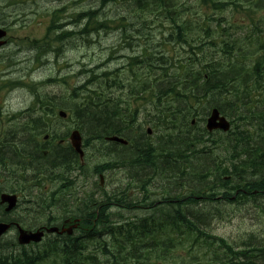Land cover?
I'll return each instance as SVG.
<instances>
[{"label": "trees", "instance_id": "obj_1", "mask_svg": "<svg viewBox=\"0 0 264 264\" xmlns=\"http://www.w3.org/2000/svg\"><path fill=\"white\" fill-rule=\"evenodd\" d=\"M171 2L172 0H153V4L151 2L150 4L155 6L149 7L157 11L165 8L167 14L170 12L172 15V13L178 11V6L169 5ZM200 2L213 11H222L229 7L221 0H200ZM240 2L241 0L238 3ZM232 5L233 8L237 7L234 4ZM251 7L246 6V13L250 11ZM260 10L263 13L247 14L249 17L247 26L249 28L247 34L242 38L226 40L224 35L221 34L218 38L208 42L212 49H216L221 54L220 58L203 56L208 63L205 65L200 60L194 62L191 58H187L182 68H180L182 70L181 79L176 82L164 84L160 80L150 81L148 78L144 79L141 76L136 77L135 81L125 84L124 80L120 78L111 81L109 74L113 75V72L98 74L97 69L96 71L92 69L87 72L89 79L86 84L84 82L78 89L81 93H90V95H82V102L80 106L74 108L75 111L72 110L70 100L65 103L67 105H63L64 108H67V111L72 110L68 113L67 119L70 122L75 119L76 128L83 131L82 133L87 139V147L98 150L100 144L103 146L106 137L122 135L126 138L125 133L128 131L139 136V138H134L137 143L135 147L127 148L129 149L128 152H126V149L114 150L107 162L104 163L107 170L110 167L112 171L119 170L128 175L127 182L123 185L125 187L123 189L118 188L119 190L115 193L105 195L102 201L105 204L91 198L75 210L76 213L83 216L86 226H94L95 229H100V226L95 223L92 225L91 220L93 217L98 216L96 223H101V254L106 257V261H101V264H112L113 261L120 264H176L178 260L175 257L177 256L179 259L180 252L176 254L175 249L183 246L182 241L186 242L187 245H185L188 248L190 259L193 260L194 264H260L257 260L264 263V256L261 255V253H264L263 244L257 246V243L248 240L249 242L234 243L235 246H232L226 239L215 236L208 231V226L215 218L205 212H213L212 208L218 207L208 203L207 208L204 207L200 211L201 213H191V210L197 207L200 202L197 198L201 197L204 198V201L210 202L214 200L216 193L222 194L224 201H229V199L231 201L232 196H237L241 205L243 198L246 200V204L250 205L252 198H257L256 193L259 194L258 197H264V6H261ZM90 12L80 15L86 17V21L84 20L86 23L84 22L82 26L83 32L81 30L78 33L80 37L90 35L85 29L87 27H95L99 30L108 28L101 21L93 23L95 21L94 13ZM171 22L180 35L175 38V41L187 44L183 37L190 23L177 24L175 20H171ZM202 30L205 31L206 36H209L207 25ZM228 31L227 29L224 32L227 33ZM73 33L77 34L76 32ZM171 39L169 38L168 41H171ZM128 45H131V43ZM157 47L155 44V47L146 49L144 52H146V59L150 60V65L147 66H150V69L156 67L160 71L167 64L156 54H152L151 50ZM142 55L144 54L142 53ZM141 56L130 58V62L127 64V69L130 72L138 64L142 65L144 62V65H146ZM158 65L159 67H157ZM212 68L215 72L211 70ZM157 75L160 76V73ZM143 80H149L150 84L143 83ZM135 82L138 83L134 84ZM93 84L96 85L95 88L88 87V85ZM114 88H118L122 93L115 92L114 95L119 94V96H111L113 94L110 95L109 92ZM147 98L152 102V110L148 114V118L150 117L153 124L151 127L156 128L161 134L155 139L154 143L147 142V133H143L142 126L135 127L139 109L134 105L140 101H146ZM83 101L86 104H83ZM203 101H207L210 107L218 109L222 115L233 119V123L237 121L234 127L235 131L232 130L228 134L221 135L216 140L211 138L214 134L207 133L203 129L201 135H191L190 131L193 127L189 125V118L192 115L196 117L198 112L197 110L196 112L190 111V105L193 102L200 103ZM40 106L46 107L45 104ZM50 106L52 108L49 109H58L49 103ZM31 124L34 126L33 132L24 130L25 132L17 139L13 138L10 144L12 150L9 146H0V169H7L4 162L8 159H21L22 161H19L24 165L22 167L24 170L21 169L20 172L23 173L27 171L29 165H33V167L40 166L37 169L42 171L43 175L37 176V183L45 177H54L67 171H75V160L72 156L74 154L69 148L50 145L48 148L50 154L46 157L39 155L41 151L45 150L47 144L42 145L35 142L36 137L50 134L52 135L51 140L59 138L60 136L55 134L52 128L54 125L46 124L44 126L43 120L41 121L38 118L32 120ZM160 126L164 129L162 130ZM208 143L212 148L207 146ZM156 146L161 148L159 152L164 151L166 157L163 161L156 159L157 156L154 155ZM209 149H220V152L222 151L225 154L224 161L226 163L220 161L223 159L215 158V156L211 157L212 152H209ZM51 151L58 155V157H55L53 154V162L48 160L52 159L50 158ZM203 153L206 154V157L199 158ZM35 155H38L40 159H44L43 164L34 160ZM33 157L34 159H32ZM66 159H69V161L67 162ZM61 163L63 166H61ZM182 164L183 166H181ZM184 164L187 166L186 168ZM52 166L54 167L52 168ZM80 168L82 167L79 165L78 169ZM133 168H135L133 172L137 177L147 176L144 182L151 180L144 186H137L144 192V197L138 202H134L126 196L127 189L129 190L134 184L133 182L137 181L129 177V171ZM143 169L146 170L142 171ZM215 170L221 174H217ZM224 171H227L225 179ZM246 178L250 179L246 180ZM15 181L18 180L15 179ZM14 186H17L16 183L8 188L0 177V191L1 189H13ZM246 193L251 197L246 199L244 196ZM154 194L159 198L164 197V199L161 203L152 201L150 205L148 201L153 199ZM56 197H63L65 200L67 198L66 194H57ZM58 198H54L50 202H42V210L53 212V207H55V213L60 216L71 213L72 211H67L66 201H58ZM234 202L236 203L235 200ZM99 207L101 209L98 211ZM142 210L144 212H141ZM134 211L141 213L135 216L139 219V225L133 222L117 225L116 222H112L113 219H122L127 215H131ZM154 213L160 216L158 220L156 219L157 215L153 216ZM221 214L222 212L219 210L217 212L218 219L223 217V214ZM254 219L264 222V212L259 213ZM90 236L91 234L87 237ZM141 237H143L144 243H141ZM73 242L75 241L63 244L64 249L61 252V257L67 261L66 264H96L94 259L88 261L81 257V247L77 242ZM238 244L241 246L239 247ZM198 246L202 248L201 259L199 258V260H197V254H195ZM59 247L55 244V249L51 248L53 250L52 254L56 255V249ZM171 253H175V256ZM45 256L38 255L36 259L11 256L8 260L0 257V264H39L46 259ZM167 259L170 261L166 262ZM186 264H192V261Z\"/></svg>", "mask_w": 264, "mask_h": 264}, {"label": "rangeland", "instance_id": "obj_2", "mask_svg": "<svg viewBox=\"0 0 264 264\" xmlns=\"http://www.w3.org/2000/svg\"><path fill=\"white\" fill-rule=\"evenodd\" d=\"M236 1L237 0H225L224 2L236 4ZM255 1L259 6H252L248 12L250 15L263 13L260 9L261 6H264V0ZM150 2L153 4V0H0V27L10 29L11 33L9 34L10 40L7 46L0 49V146H10L12 139H17L24 130L33 132L34 126L29 120L30 118L37 119L41 116V111H39V107L35 104V101H37L39 105L50 103L53 107H57L58 109L55 110V114H57L59 110L68 113L74 110V108H77V106H80L82 102L81 91H78V89L84 84L85 79L79 73L84 69L87 70L89 68L98 67L97 65L104 66V72L114 73L113 75L109 74L111 81L120 78L124 80L123 82L125 84L133 82L136 80V77L139 78L141 76H143L144 79L148 78L150 81L160 80L164 82V84H169V82H176L181 79L182 70L180 68H182L187 58H191L194 62L200 60L201 63L205 65L207 59L203 56L207 58L221 57V54L216 49H212L208 44L210 40L218 38L219 34L215 32L216 30L220 28L228 29L229 31L223 34L224 39L234 40L245 36V27L241 26L249 23L248 13H246V6L249 5L245 2L236 4V8H233V5H231L223 11H213L208 7L202 6L198 0H172L169 5L174 4L178 6V11L172 15L170 12L167 14L165 8H163L164 10L158 11L152 10L153 8L149 6L155 5H151ZM154 2L156 3V1ZM57 10H61V16L59 14L58 16L62 19L60 23H63L60 43H56L55 37H48L47 35L48 29L50 28L52 13L57 12ZM90 11H97L93 23L101 21L105 23L108 28H101L99 32H93L81 38L78 33L82 30V26L86 20L83 23H75L77 25L75 26L66 23L69 20H64L63 18H69L71 16L76 18ZM171 20H175L177 24L185 22L190 23L183 37L187 41V44L175 41V38H178L180 35L177 29L172 25ZM205 25L209 27V36H206L205 31L202 30ZM73 32L77 34L75 35ZM68 34L70 35L67 36ZM46 38H50V41H45ZM169 38H172L171 41H168ZM36 42L42 43V45H37ZM52 42H55V45L51 44ZM129 43H131V45H128ZM155 44L158 47L152 49V53L156 54L167 64V68H162V71H159L156 67L150 69V66H147L150 65V60L146 59V52L144 51L155 47ZM43 46L45 49H43ZM142 53L144 55L141 56ZM132 56H141L146 62V65H144V62L141 60L143 64L136 65L133 71L130 72L129 69H127V64H129V58H132ZM157 67H159V65ZM97 72L99 74V70H97ZM156 73H160V76ZM149 80H143L142 82L150 84ZM137 83L138 82H135L134 84ZM75 90L77 91L74 95ZM115 92H121V90L114 88L109 93L110 95L113 94L111 96H119V94L114 95ZM124 93H126V91H124ZM82 95L88 96L90 93H82ZM69 100L72 104V110L67 111V108H64L63 105H67L65 103ZM145 100L149 101L148 99ZM83 104H86V102L83 101ZM134 106L137 107V105ZM141 106L140 109L142 111L137 116L135 127L142 126L143 133L149 129L151 133L146 136L147 142L154 143L155 139L161 134L156 128L153 129L151 127L153 124L150 117L148 118V114H150L152 107L149 104L145 105V103ZM190 106V111L196 112L197 110L198 112L196 117L192 115L189 118L190 126L193 120L198 123L197 125L195 123V125L191 126L194 132H192L191 135H201L204 126H202L201 120L206 118L212 107H210L207 101L200 103L193 102ZM30 109L34 110L31 111ZM146 110V113L143 112ZM68 116L69 114H67V117ZM229 120L232 121L233 119ZM74 121L75 119H73L72 122L66 121L67 123L52 124L54 125L52 128L55 134L60 137H62L66 131H69L70 134L72 130H77L84 137L83 131L75 128ZM26 122L29 123L28 126H26ZM46 123L50 124V121H46ZM43 125L46 124L43 122ZM20 126L23 128L18 131L20 133L12 132L13 130L21 128ZM125 135L130 145L135 147L137 143L134 141V138H139V136L130 131L125 133ZM220 136L221 134L215 133L211 138L216 140ZM63 144H69L68 137ZM207 146L212 148L209 143ZM120 149L124 148L121 146V148L114 147L107 149L104 144L103 147L100 144L96 153L93 151L89 152L90 160L88 159V161L86 159L90 168L94 165L92 163H98L101 174H103L104 177L106 176L101 190H105L109 192V194L115 193L119 189L125 187L123 185L119 186L118 183L114 185L117 178L125 183L126 180L124 177H128V175L122 171L111 173L110 168L107 170L104 166L110 154H112L114 150ZM160 150L161 148L156 146L154 148V155L155 157L157 156L156 159L163 161L166 156L164 151L159 152ZM45 151L50 152L49 150ZM128 151L129 149H126V152ZM208 151L212 152V157L215 156V158L223 159L220 161L226 163V161H224L225 154L222 151L220 152V149H209ZM43 152L44 151H41L39 155L42 156ZM229 155L231 156V154ZM52 156L53 153L51 151L50 158L52 159H48L49 162H52L50 161L53 160ZM14 161L15 159H8L4 162V166L9 170L0 169V177L8 188L13 186L14 183L17 185L14 187L32 185L31 182H36L38 180V175H43L39 174L40 172L36 166L33 167V165H29L30 167H28L29 169L26 172H20V168L18 169L14 163L11 165ZM60 161L62 160L60 159ZM224 166H226V164H224ZM134 170L135 168L129 171V177L137 181H143L142 183L139 182V184L141 183L140 187L146 185L149 181L151 182V180L144 182L147 176L139 178L134 174ZM144 170L146 169L142 171ZM69 173L71 172L67 171L62 175ZM107 173L111 174L109 175ZM90 176V171L86 168L84 171L82 170L80 172V177L84 179L83 181H88ZM15 179L19 182L15 181ZM93 182L94 181H92V183ZM136 186L138 185L136 184ZM28 190L32 192V194H29L30 198H33V189ZM58 194H66L67 198L65 201L67 204V211L75 212V210H77L75 207L79 202L77 200L81 198L80 194H77L73 190H64ZM97 195V198L99 200L101 199L100 202H102L105 194L100 192ZM137 195L135 199L136 202L144 197V195H141L139 192H137ZM126 196L129 197L128 189ZM235 197L236 196H234V198ZM245 197L246 199L248 198V196ZM39 198L42 202H46L44 200L46 198L45 195L40 194ZM162 200V198L154 194L153 199L150 201V205L152 201L159 202ZM234 200L237 204H240V201ZM257 201L258 208H264V197L258 198ZM102 203L105 204V202ZM208 203H203V205L194 207L191 213H201L200 211L203 210L204 207L207 208ZM241 203L246 205L241 209H234L231 205L229 206L228 203H223V201L211 203L218 208H212L214 211H206V214L212 215L216 219L218 218L217 212L219 210L223 215L227 212H229V214L220 221H212L207 228L208 231L215 236L226 239L229 243H239L251 238L252 241L257 240L255 241L258 242L257 246L264 245V222L254 219L258 215V210L255 209L254 211V209H252L254 206L246 204L245 199H243ZM230 207L237 211L234 216ZM36 208L39 209V207ZM100 209L101 207L98 208V211ZM47 212L55 213L51 210H41V218L36 215L37 222L39 223L40 221L41 225H44V223H55L58 218L61 217L60 215L58 217L52 215L47 216ZM134 212L126 217H133L134 215L137 216L141 214ZM141 212H144V210ZM27 217L29 216L25 218ZM12 238V234L7 235L5 239L4 237L2 238L0 243V245L2 244L0 247V252L2 254H6L9 251L5 243L12 241ZM182 244L183 246H179L175 249L176 254L180 252V258L178 259L177 256L175 257L176 260H178L176 264H186L189 261H192V264H194L193 260L190 259L186 242L182 241ZM41 247L42 245L39 246L38 249H41ZM201 247L198 246L197 253H195L198 256L197 260H199V258L201 259ZM12 251L16 254L21 253L19 247H15ZM27 251H30V249L28 248ZM172 254L175 256V253H171V255ZM261 254L263 255L264 253ZM169 261V259L166 260V262ZM257 262L264 264L261 263L260 260H257Z\"/></svg>", "mask_w": 264, "mask_h": 264}, {"label": "bare ground", "instance_id": "obj_3", "mask_svg": "<svg viewBox=\"0 0 264 264\" xmlns=\"http://www.w3.org/2000/svg\"><path fill=\"white\" fill-rule=\"evenodd\" d=\"M173 14V13H172ZM88 21V20H87ZM64 27H67V26H64ZM82 32H83V30H82ZM84 34H86V33H84ZM83 34V35H84ZM87 35V34H86ZM80 36V35H79ZM82 37H84V36H82ZM81 37V38H82ZM67 38H69V37H67ZM140 54V53H139ZM153 54V53H152ZM122 58V57H121ZM216 59V58H215ZM205 60V59H204ZM219 61V60H218ZM208 64V63H207ZM211 65H213V64H211ZM210 65V66H211ZM202 66V65H201ZM216 67V66H215ZM211 68V67H210ZM217 68V67H216ZM215 68V69H216ZM220 68V67H219ZM98 69V68H97ZM195 69V68H194ZM202 69V68H201ZM206 69V68H205ZM218 69V68H217ZM211 70H213V68L211 69ZM221 70V69H220ZM219 70V71H220ZM95 71H96V69H95ZM193 72H194V70H192ZM214 71V70H213ZM217 71V70H216ZM238 71V70H237ZM198 72V71H197ZM209 72V71H208ZM215 72V71H214ZM195 73V72H194ZM206 73V72H205ZM209 73H211V72H209ZM218 73V72H217ZM191 74V73H190ZM202 75V74H201ZM210 75V74H209ZM243 75V74H242ZM230 76V75H229ZM169 77V76H168ZM211 77V76H210ZM169 78H171V77H169ZM193 78H195V77H193ZM190 79H191V75H190ZM175 80V79H174ZM167 81V80H166ZM171 81V80H170ZM200 82V81H199ZM201 82H203V81H201ZM230 82V81H229ZM197 83V82H196ZM175 86V85H174ZM176 87V86H175ZM224 87V86H223ZM218 89V88H217ZM221 90H222V88H221ZM213 91H214V89H213ZM224 93V92H223ZM214 94V93H213ZM221 95V94H220ZM210 99V98H209ZM220 99V98H219ZM180 100V99H179ZM178 102V101H177ZM216 103V102H215ZM121 105V104H120ZM60 111V110H59ZM230 111V110H229ZM188 112V111H187ZM184 114V113H183ZM191 114V113H190ZM187 115V114H186ZM153 116V115H152ZM34 119H36V118H34ZM34 119H32V118H30V123H31V121L32 120H34ZM243 120H244V118H243ZM21 121V120H20ZM28 121V122H29ZM66 121H68V119L66 118ZM28 122H26V126H28L29 125V123ZM237 122V121H236ZM235 122V123H236ZM18 124V123H17ZM15 125V124H14ZM52 125V124H51ZM45 126V125H44ZM21 128H19V129H17V130H13L12 132H18V131H20V130H22L23 128H22V126H20ZM161 127V126H160ZM75 128H76V126H75ZM40 129V128H39ZM164 128L162 127V130H163ZM138 130V129H137ZM235 131V130H234ZM25 132V131H24ZM27 132V131H26ZM185 132H187V131H185ZM193 131H190V134L192 133ZM18 133H20V132H18ZM22 133V132H21ZM146 133H147V136L148 135H150V131H149V129H147L146 130ZM174 133V132H173ZM172 133V134H173ZM194 133V132H193ZM180 134V133H179ZM186 134V133H185ZM88 135V134H87ZM189 135V134H188ZM195 135V134H194ZM176 137H178L177 135H176ZM107 138V137H106ZM105 138V139H106ZM180 139V138H179ZM13 140V139H12ZM8 142H10V141H8ZM6 144V143H5ZM50 145H52V144H47L46 145V148H45V150H48V148L50 147ZM5 146V145H4ZM182 146V145H181ZM10 147V146H9ZM30 147V146H29ZM32 147V146H31ZM103 147V146H102ZM262 147V146H261ZM11 148V150L13 149L12 147H10ZM264 148V147H263ZM36 149V148H35ZM18 150V149H17ZM25 150V149H24ZM45 150H43L44 152L42 153V156L43 157H46L48 154H49V152H47V151H45ZM22 151V150H21ZM90 151H93V152H97V150H96V148L95 149H92L91 147H87L86 146V148H85V151H84V153L80 156V158H79V165L82 167V168H80V169H77V171H76V173L77 172H81L82 170H84L86 167H88V164H87V162H86V160L84 161V158H85V154L86 155H89V152ZM11 152V151H10ZM16 152V151H15ZM30 152V151H29ZM53 152V154L55 155V157H58V155L54 152V151H52ZM17 153H19V152H17ZM261 153V152H260ZM260 153H259V155H260ZM19 154H21V153H19ZM34 154V153H33ZM244 155H246L245 153H243ZM7 155V154H6ZM66 155V154H65ZM241 155V154H240ZM16 156H19V155H16ZM27 156V155H26ZM211 157H212V154L210 155ZM243 156V155H242ZM27 157H30V156H27ZM26 157V158H27ZM34 157H35V159H34ZM32 159H34L37 163H42V162H44V160H42V159H40L39 157H38V155H35ZM202 157H206V154L205 153H203L199 158H202ZM260 157V156H259ZM6 158V157H5ZM90 158V156H88V158H87V160ZM179 158V157H178ZM239 158V157H238ZM71 159V158H70ZM165 159V158H164ZM197 159V158H196ZM235 159H237V158H235ZM234 159V160H235ZM19 160H21V159H19ZM19 160H15L14 162H12L11 163V165H13V163H14V165L16 166V167H18V169L20 168V170L21 169H23L22 167H24V165L19 161ZM90 160V159H89ZM88 160V161H89ZM198 160V159H197ZM22 161V160H21ZM50 161H52V160H50ZM66 161L68 162L69 161V159H66ZM71 161V160H70ZM178 161V160H177ZM53 162V161H52ZM261 162V161H260ZM181 163H183V162H181ZM35 164V163H34ZM43 164V163H42ZM46 164V163H45ZM62 164V163H61ZM186 164V163H185ZM185 164H184V166H185ZM211 164H213V163H211ZM51 165V164H50ZM121 165V164H120ZM129 165V164H128ZM133 165V164H132ZM187 165V164H186ZM238 165V164H237ZM32 166V165H31ZM45 166V165H44ZM46 166H48V165H46ZM61 166H63V164L61 165ZM119 166V165H118ZM181 166H183V164L181 165ZM206 166V165H205ZM26 167V166H25ZM40 167V166H39ZM39 167H36V168H39ZM43 167V166H42ZM49 167V166H48ZM54 166H52V168H53ZM187 166H185V168H186ZM202 167V166H201ZM216 167V166H215ZM57 168V167H56ZM60 168V167H59ZM110 168V167H109ZM129 168V167H128ZM208 168V167H207ZM26 169V168H25ZM29 168H27L26 170H28ZM118 169V168H117ZM202 169V168H201ZM218 169V168H217ZM240 169V168H239ZM24 170V169H23ZM32 170V169H31ZM45 170V169H44ZM43 170V171H44ZM111 170V169H110ZM191 170V169H190ZM22 171V170H21ZM48 171H50V170H48ZM53 171V170H52ZM119 170H116V171H112L111 170V173H117ZM210 171V170H209ZM216 171V173L217 174H221L219 171H217V170H215ZM214 171V172H215ZM223 171V170H222ZM221 171V172H222ZM231 171H233V170H231ZM11 172V171H10ZM29 172H30V170H29ZM32 172V171H31ZM39 174H43L42 173V171H40L39 170ZM135 172H137V171H135ZM196 172V171H195ZM203 172V171H202ZM236 172V171H235ZM239 172V171H238ZM110 173V174H111ZM233 173V172H232ZM259 173V172H258ZM17 174V173H16ZM30 174V173H29ZM107 174H109V173H107ZM109 174V175H110ZM187 174V173H186ZM215 174V173H214ZM216 174V176H218ZM251 174V173H250ZM209 176H210V174H208ZM208 175H206L207 177H208ZM224 179L226 178V176H227V171L225 172L224 171ZM233 175V174H232ZM240 175H241V173H240ZM246 175V174H245ZM249 175V174H248ZM248 175H247V177H248ZM145 176V175H144ZM213 176V175H212ZM220 176H222V175H220ZM7 177H8V175H7ZM106 177V176H105ZM109 177V176H108ZM233 177H235V176H233ZM12 178V177H11ZM219 178V177H218ZM252 178V177H251ZM81 180H84V179H82V178H80ZM208 179H210L209 177H208ZM216 179V178H215ZM231 179V178H230ZM233 179V178H232ZM250 179V178H249ZM249 179H247L246 178V180H249ZM10 180V179H9ZM217 180V179H216ZM38 181H36L35 183H37ZM116 182V181H115ZM243 182V181H242ZM134 183V182H133ZM202 183V182H201ZM203 185V184H202ZM249 185V184H248ZM24 188L25 189H33V194H34V199L37 201V204L40 206V213H39V217L41 218V210L43 209L42 208V201L40 200V193L39 194H37L38 193V191H37V189L33 186V185H26V186H24ZM238 188V187H237ZM121 189H123V188H121ZM230 189V188H229ZM228 190V189H227ZM237 190V189H236ZM258 190V189H257ZM215 192H216V190H214ZM246 191V190H245ZM256 191V190H255ZM257 194V197H258V193H256ZM216 196H214V200L213 201H210L209 203H213V202H217V203H219V202H222V201H224V199H223V195L222 194H220V193H216L215 194ZM231 195H232V191H231ZM255 195V194H254ZM244 196H249V195H247V193H246V195L244 194ZM256 196V195H255ZM251 196H249L248 198H250ZM55 198H58V197H55ZM180 198V197H179ZM241 198H242V196H241ZM247 198V199H248ZM234 199H238V197L236 196ZM244 199V198H243ZM65 201V198H63V197H60V198H58V201ZM149 200H152V199H149ZM177 200V199H176ZM58 201H57V203H58ZM147 201V200H146ZM238 201H240L239 199H238ZM148 202H150V201H148ZM56 203V204H57ZM264 203V202H263ZM193 204V203H192ZM186 205V204H185ZM189 205V204H188ZM129 206V205H128ZM216 206V205H215ZM127 207V206H126ZM187 207V206H186ZM193 207V206H192ZM150 208V207H149ZM191 208V207H190ZM53 211L55 212V207H53ZM147 211V210H146ZM153 212V211H152ZM157 212V211H156ZM135 213V212H134ZM199 214V213H198ZM45 215V214H44ZM113 215V214H112ZM115 215V214H114ZM155 215V213L153 214V216ZM156 215H158V214H156ZM155 215V216H156ZM111 216V215H110ZM150 216H152V215H150ZM241 218V217H240ZM50 219V218H49ZM213 221V220H212ZM229 223V222H228ZM100 229H101V227H100ZM171 233V232H170ZM173 233V232H172ZM146 238V237H145ZM150 240V239H149ZM151 241V240H150ZM255 241H257V240H253L252 241V243H258V242H255ZM259 241V240H258ZM261 241V240H260ZM249 242V241H248ZM73 243H75V242H73ZM78 245V244H77ZM152 245V244H151ZM262 255V254H261ZM263 256H264V254H263Z\"/></svg>", "mask_w": 264, "mask_h": 264}, {"label": "flooded vegetation", "instance_id": "obj_4", "mask_svg": "<svg viewBox=\"0 0 264 264\" xmlns=\"http://www.w3.org/2000/svg\"><path fill=\"white\" fill-rule=\"evenodd\" d=\"M50 153V152H49ZM88 156L89 155H86L85 154V158H84V161L88 158ZM84 171V170H83ZM100 175H102V176H104L103 174H101V170H100ZM76 177L78 178V179H80L81 177H80V173L79 172H77L76 173ZM105 178V177H104ZM74 194V193H73ZM27 199H28V201H29V203H35V205H34V207H33V212H31V213H25V214H23L22 216H20V218H17L16 219V216L14 215V216H12V215H7V214H5V213H3L1 216V219L3 220L4 219V222L6 221L7 223H9V224H11V226L14 228V229H17V227L19 228H25V229H28V230H32V229H34L35 227H36V225H38V224H40V221H39V223L37 222L38 220L36 219L37 218V216L39 215V213H40V206L37 204V201L34 199V197L33 198H30V196L29 195H27ZM101 200V199H100ZM100 200H98V201H100ZM77 201H81V198H79ZM78 202V203H79ZM83 202H85V201H83ZM36 207H39V209L38 208H36ZM71 213H73V212H71ZM68 214V213H67ZM70 214V213H69ZM37 215V216H36ZM66 215V214H65ZM26 216H29V217H27V218H25ZM39 217V216H38ZM40 218V217H39Z\"/></svg>", "mask_w": 264, "mask_h": 264}, {"label": "water", "instance_id": "obj_5", "mask_svg": "<svg viewBox=\"0 0 264 264\" xmlns=\"http://www.w3.org/2000/svg\"><path fill=\"white\" fill-rule=\"evenodd\" d=\"M3 37V32L0 31V38ZM207 129L208 130H215V129H221L222 131H227L229 129V124L225 121L224 118H221L219 117V113L217 110H213L212 111V114H211V117L208 119L207 121ZM74 139H77V137H75ZM73 139V140H74ZM112 140H115V141H119L118 139L116 138H113ZM78 145V143H76ZM4 200H7V201H10L11 198H6V197H3ZM5 231V228L4 227H1L0 228V235ZM23 238V237H22ZM29 240H34V241H37L39 240V237L36 236V237H30L27 239V241Z\"/></svg>", "mask_w": 264, "mask_h": 264}]
</instances>
